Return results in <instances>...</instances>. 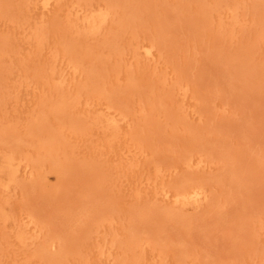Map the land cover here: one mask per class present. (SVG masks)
Wrapping results in <instances>:
<instances>
[{
	"label": "rangeland",
	"instance_id": "374dc122",
	"mask_svg": "<svg viewBox=\"0 0 264 264\" xmlns=\"http://www.w3.org/2000/svg\"><path fill=\"white\" fill-rule=\"evenodd\" d=\"M0 157V264H264V0H0Z\"/></svg>",
	"mask_w": 264,
	"mask_h": 264
},
{
	"label": "bare ground",
	"instance_id": "6f19581e",
	"mask_svg": "<svg viewBox=\"0 0 264 264\" xmlns=\"http://www.w3.org/2000/svg\"><path fill=\"white\" fill-rule=\"evenodd\" d=\"M96 14H97V13H96ZM106 14H107V13H106ZM101 15H102V14H101ZM90 16H92V14H91ZM102 16H103V15H102ZM93 20H94V19H93ZM93 20H91V17H90V21H91V23H93ZM90 21H89V22H90ZM94 23H95V21H94ZM94 23H93V25H96V23H95V24H94ZM145 51H146V50H145ZM149 52H150V51H149ZM113 118H114V117H113ZM113 118H112V119H113ZM114 120H115V119H114ZM107 122H108V121H107ZM107 122H106V123H107ZM108 123H109V122H108ZM114 123H115V122H114ZM114 123H113V125H114ZM10 159H11V158H5V159H2V158L0 157V160H1V161H0V167L5 168V169H6V168L9 169V167H10V165H11V160H10ZM12 161H13V160H12ZM12 163H13V162H12ZM13 164H14V163H13ZM10 168H11V167H10ZM0 170H1V169H0ZM9 171H10V170H9ZM5 173H7V172H5ZM1 175H3V174L1 173ZM5 177H6V176H5ZM4 180H5V179H4ZM189 187H190V186H189ZM193 188H194V187H193ZM184 189H185V188H184ZM191 189H192V188H191ZM197 189H198V188H197ZM188 190H190V189L188 188ZM188 190H186L185 192H188ZM193 190H194V189H193ZM198 190H199V189H198ZM198 190H197V191H198ZM197 191L194 192V193H197ZM181 192H182V191H181ZM201 193H202V192H201ZM176 194H177V193H176ZM176 194H175V195H176ZM181 194H182V193H181ZM183 194H184V192H183ZM183 194H182L181 196H183V198H185L186 196H184ZM186 194H187V193H186ZM177 195H178V194H177ZM177 195H176V196H177ZM190 196H191V195H190ZM192 196H193V195H192ZM196 196H197V195H196ZM197 197H198V196H197ZM197 197H196V198H197ZM189 199H191V198H189Z\"/></svg>",
	"mask_w": 264,
	"mask_h": 264
}]
</instances>
